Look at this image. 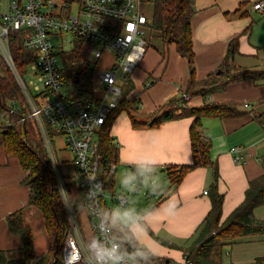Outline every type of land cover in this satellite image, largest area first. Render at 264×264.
<instances>
[{"label":"crops","instance_id":"0c3cea01","mask_svg":"<svg viewBox=\"0 0 264 264\" xmlns=\"http://www.w3.org/2000/svg\"><path fill=\"white\" fill-rule=\"evenodd\" d=\"M255 1L191 0L194 74L191 76L188 60L178 52L175 43L164 44L159 36H154L139 65L129 75L131 89L127 96L134 95L138 105L134 110H121L114 115L110 134L117 143V168L130 170L133 176H138L139 184L141 176L154 183L164 180L153 187L149 208L125 225L140 246L150 254L153 251L160 253L152 254L154 256L179 260L188 255L185 250L196 239L211 208L210 188L215 171L217 190L222 194L221 222L243 201L249 182L264 173L261 164L264 158V122H261L264 78L230 81L217 85L207 94L188 90L191 77L195 82H202L209 74L218 72L233 38L237 40V52L232 58L235 66L264 71V59L260 64L252 62V58H259L264 51V6L262 11L254 9ZM101 59V67H109L112 54L105 51ZM207 100L246 102L250 106L243 107L244 111L233 117H202L204 132L211 141L213 164L192 168L176 187H171L166 167L192 162L189 127L193 116L183 115L157 125L149 122L160 108L165 109L167 103L175 107L182 104L193 107ZM130 113L146 124L133 127ZM233 145L244 147L240 162L233 160L230 152ZM28 173L16 155L5 151L0 135V251L11 264H37L44 257H52L51 239L44 229L41 213V229L35 232L28 223L29 218L36 219L35 212L28 208L33 207L28 204L30 187L25 183ZM260 207L264 206L256 207L253 212ZM16 211L22 212L23 221L30 226L33 235L32 256L24 263L20 262L25 256L24 239L11 230L7 221ZM82 215L89 225L88 217L81 209V220ZM258 235L264 239V235ZM254 249L251 260L242 263L264 257V251Z\"/></svg>","mask_w":264,"mask_h":264},{"label":"built area","instance_id":"2783aa9c","mask_svg":"<svg viewBox=\"0 0 264 264\" xmlns=\"http://www.w3.org/2000/svg\"><path fill=\"white\" fill-rule=\"evenodd\" d=\"M142 1L0 0V67L6 68L20 92L17 98L2 101L0 126L10 125V114L24 108L26 114L17 120L30 118L38 130L65 212L61 264H96L93 241L108 248L116 246L122 257L119 264H144L121 250L103 213L102 205L107 197H113L112 188L106 185L113 182L117 162L100 150L103 125L117 107L127 78L148 47L151 17L142 13ZM263 6L264 0L252 5L259 11ZM14 36L31 55L24 58L22 69L13 52ZM76 38L91 44L93 61L97 62L105 51L113 58L109 67L94 69L90 92L81 95L75 93L74 82L65 74L62 62V52L70 49ZM27 73L34 79L27 80ZM183 96L186 98V94ZM58 138L60 143L56 142ZM112 143L117 147L113 138ZM242 151L241 145L230 147L235 162L242 160ZM69 184L81 191L82 208L75 207ZM118 200L125 205L123 195ZM81 209L89 220L90 233L86 236ZM153 264L193 263L188 255H183L179 260L159 258Z\"/></svg>","mask_w":264,"mask_h":264},{"label":"trees","instance_id":"16d2710c","mask_svg":"<svg viewBox=\"0 0 264 264\" xmlns=\"http://www.w3.org/2000/svg\"><path fill=\"white\" fill-rule=\"evenodd\" d=\"M152 6L151 25L147 33L148 45L150 38L154 37V31L157 32L156 36H159L164 44L175 43L178 52L187 58L192 76L194 74V66L190 26V17L193 12L191 0H154ZM12 42L14 56L22 69L23 62L30 58L31 55L26 49L18 45V39L15 36ZM90 52L91 44L84 38H76L74 45L62 52L65 74L73 80L77 95L90 92L91 89L93 71L97 67V62L91 59ZM235 52H237V40L233 38L229 42L224 62L218 68L220 71L209 74L207 79L202 82H195L194 78L191 77L188 90L207 94L217 85H223L230 81L246 78L260 80L264 78L263 70L260 72L243 70L235 66L232 59ZM130 89L131 85L127 78L117 107L109 115L100 132V150L111 161L115 162H117V147L112 143L110 134L111 121L114 115L121 110L128 111L137 108L138 99L134 95L127 97ZM18 95H20V92L13 77L9 73L0 76V110L4 108L2 101L5 98H17ZM245 103H217L207 100L202 105L193 107H185L183 104L175 107L167 103V108H160L152 116V121L149 122L151 125H157L162 121L183 115L193 116V121L189 127L192 162L190 164L166 167L171 187H176L183 176L192 168L213 164L210 159L211 141L204 132V126L201 122L202 117L222 118L237 116L244 111L243 107L247 108ZM178 107H180V110L176 111ZM24 114H26L24 108H17L15 113L10 114L12 123L8 126H0V135L5 151L8 154L16 155L23 168L29 172L25 178V183L30 187L28 204L37 208L41 213L44 229L52 242L51 251L54 250V252H50V255H52L51 259L44 257L37 264H55L54 259L58 255L66 229L64 207L34 122L30 118L23 121L17 120L18 117ZM130 118L133 127L146 124L136 119L131 113ZM261 122H264V116H262ZM261 164L264 168V158L261 159ZM106 188H113L112 180L106 185ZM210 189L211 208L196 239L185 250L193 264L197 263L192 256L198 259V264H220V249L224 243L247 234L264 235V218L256 217L253 212L256 207L264 206V173L249 182L243 201L222 222L220 221L222 194L217 190L216 171ZM69 192L75 201V207L81 206L82 208L81 191L74 184H69ZM102 207L103 213L115 235L114 228L119 229V238L116 236L121 250L144 264H153L158 261L160 257L150 254L145 248L140 246L128 228L115 218L107 202ZM22 217V212L16 211L8 216L7 221L11 230L21 234L24 239L25 256L20 261L24 263L31 259L32 256L33 235L30 226L24 223ZM54 245L55 247L53 248ZM254 261L262 263L264 262V257H258ZM0 264H11V261L6 259L2 251H0Z\"/></svg>","mask_w":264,"mask_h":264},{"label":"rangeland","instance_id":"374dc122","mask_svg":"<svg viewBox=\"0 0 264 264\" xmlns=\"http://www.w3.org/2000/svg\"><path fill=\"white\" fill-rule=\"evenodd\" d=\"M151 1L152 0L142 1V5H141L142 13L147 17H151V13L153 9ZM156 34L157 32L154 31L153 35L156 36ZM65 47H69V45H65ZM263 59H264V51H262L259 54V58L257 57L252 58V62H254L253 64H260L263 61ZM101 62H103L102 59L98 61V68H103L101 67ZM0 73L6 74V68L4 66L0 67ZM26 77L27 80L34 79V77H32L29 74ZM117 78H118L117 84H120L121 82L120 74H118ZM68 89L69 87L65 88V90ZM178 109L180 110V107H178ZM56 142L60 143V139L58 138ZM62 155L65 154L63 153ZM141 180L142 182L141 184H139L138 176L136 175L133 176L130 170H126L121 166L117 168L116 174L114 176V184L112 188L113 197H107L106 201L111 207L115 218H117V220L120 221L123 225L130 224V221H132L134 217H138V215L141 212L149 208L148 204L150 198H152L151 195H152L153 187L157 184H162V182H164V180H162V182L154 183L151 182L150 179L145 176L144 177L141 176ZM120 195H123L126 198L125 205L119 202L118 197ZM80 207L77 206V208ZM28 208H30V210H33L36 214V219L35 217L29 218L28 223L35 230V232H37L38 229H41L40 213L34 207H28ZM254 213L257 217H264V207H260L256 209ZM81 223L83 226L84 235L85 236L89 235L90 228L88 225V221L84 219L83 215H82ZM114 230L119 238L118 235L119 229L114 228ZM50 243L52 245V242ZM48 245L49 242L47 239V246ZM161 245L163 247L164 244ZM263 246H264V239L258 234H249L247 236L228 241L221 246L220 255H219L220 264H228L231 262L242 263L251 260L250 255L256 251V249L254 248H259V251H264ZM54 247L55 245L53 246V248ZM53 252L54 250L51 251V253ZM152 254L157 255L160 253L153 251ZM57 256H58V262H55V264H61L60 250ZM192 258L198 264L197 261L198 259L194 258V256H192ZM262 264H264V262Z\"/></svg>","mask_w":264,"mask_h":264},{"label":"clouds","instance_id":"9594fccd","mask_svg":"<svg viewBox=\"0 0 264 264\" xmlns=\"http://www.w3.org/2000/svg\"><path fill=\"white\" fill-rule=\"evenodd\" d=\"M153 163L157 162L153 161ZM92 247L95 249L96 264H119L122 259L116 246L108 248L93 241Z\"/></svg>","mask_w":264,"mask_h":264},{"label":"water","instance_id":"95a60500","mask_svg":"<svg viewBox=\"0 0 264 264\" xmlns=\"http://www.w3.org/2000/svg\"><path fill=\"white\" fill-rule=\"evenodd\" d=\"M219 71H220V70H218V72H219ZM54 261H55V262H58V256L55 257Z\"/></svg>","mask_w":264,"mask_h":264}]
</instances>
